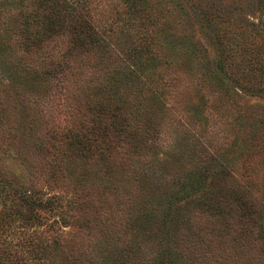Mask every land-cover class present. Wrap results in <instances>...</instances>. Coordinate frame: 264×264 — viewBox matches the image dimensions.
I'll return each instance as SVG.
<instances>
[{
	"label": "rangeland",
	"instance_id": "rangeland-1",
	"mask_svg": "<svg viewBox=\"0 0 264 264\" xmlns=\"http://www.w3.org/2000/svg\"><path fill=\"white\" fill-rule=\"evenodd\" d=\"M26 1L0 0V254L6 264H166L163 213L170 212L168 232L174 235L172 216L180 209L192 220L190 231L184 228L171 245L182 254V264H264L256 233L260 223L264 235V166L258 171L262 200H255L250 216L232 194L222 202L223 214L210 215L192 200L209 181L229 182L218 164L223 150L213 151L228 124L237 128L243 120L251 122L247 114L252 111L264 115V96L243 90L238 74L226 78L218 71L215 47L194 0H145L148 17L143 9L133 17L125 14L124 0H91L85 8L90 20L84 9L69 3L70 26H81L86 18L106 34L108 28L119 34L138 27L141 18L142 29L157 36L164 49L167 38L185 33L199 45L198 55L178 53L174 45L164 71L176 80L173 86L160 84L157 67L151 75L145 70L130 75L123 51L110 45L102 50L86 37L74 44L65 30L37 44L34 25L28 34L22 32L18 7ZM214 3L228 10L236 0ZM39 4L40 15L47 7ZM250 8L240 9L243 19L264 17V6ZM120 36L125 43L131 39ZM205 62L214 77L206 74ZM3 68L14 77L9 79ZM103 97H109L110 111L92 108ZM80 126L78 136L84 133L91 148L116 158L111 172H104L91 155L84 160L76 145L67 143L69 127ZM53 153L55 169L48 160ZM235 161L230 165L234 170L239 157ZM195 167L205 176L187 189L184 174L192 169L194 176ZM21 190L35 198L54 196L48 205L30 203L21 198Z\"/></svg>",
	"mask_w": 264,
	"mask_h": 264
},
{
	"label": "trees",
	"instance_id": "trees-1",
	"mask_svg": "<svg viewBox=\"0 0 264 264\" xmlns=\"http://www.w3.org/2000/svg\"><path fill=\"white\" fill-rule=\"evenodd\" d=\"M90 1L91 0H27L25 3L19 2L18 14L22 16V32L28 34L30 32L29 28L34 25L35 29L32 35L33 40H36L37 44L42 42L40 40L41 38L52 36L50 33H57L61 30H65V34L71 35V42L74 44L80 45V43H82V38L86 37L94 40L96 46L97 44L100 45L102 50H110V45L116 50H121L125 53V59L122 60V63L127 64L124 67L130 71V75H132L133 72H140L142 70H145L148 75H151L150 73H154V68L157 67L159 69V71H157L159 76L158 74L157 76L161 78L159 82L162 86H173L176 82L174 79H168L166 77L168 73L164 72L167 71V63H169L171 50L175 44H177L176 49L178 53L184 54L186 52H193L194 55H198V53L195 52H198L199 45L187 38L185 33H179L177 36L174 35L172 39L167 38L165 40L164 49L157 36H152L142 29L141 26H144V21L139 18L140 16L138 17V22H136V25L138 24L139 26L132 28L131 32L120 30L119 34H114L111 29L108 28V34H106V32L94 28L88 22L90 17L86 13L85 8L88 9L91 6ZM124 2L126 7L125 14L128 16L133 17L136 10L142 11V9L144 13H146L145 16H149L144 8L145 0H124ZM39 3H44L47 7H45L46 11L40 12V15L37 9V6L40 5ZM69 3H73L78 8L84 9V14L88 20L86 18L83 19L81 26L80 24L78 27L70 26L68 17L71 13V5H69ZM194 4L196 12L203 23L206 24V30L209 32L215 47V65L218 71L226 78L232 77L234 79L235 75L238 74L236 78L239 80V86L243 90L264 96V17L259 16L257 22L247 21L242 18L240 12L243 6L248 9H251L250 7L253 9H261L260 7L264 6V0H236V3L232 4L231 8L228 10L227 8L217 7L214 0H194ZM103 29H105V27ZM261 30L262 34H260ZM121 33L128 35L131 39H128V42L125 43V39H122L120 36ZM112 38H114V41L111 42L110 40ZM74 44L70 43L68 48L72 49ZM1 49L0 46V50ZM63 61L64 59L61 62ZM157 62L162 63V65L158 67ZM203 68L208 71L206 74L209 77H214L211 73L210 66L206 65V62L203 63ZM3 70L9 79L14 77V73L8 68H3ZM121 70L122 68L120 70H115V72L120 73ZM204 77L203 79H206V82L211 86L209 77ZM214 79L220 87L226 90L225 86L221 85L222 81L219 78ZM116 97L119 98L118 102H122L123 99H121L120 96ZM109 103V97H103L100 100H94L92 108L100 112L101 110L110 111L111 109L108 107ZM112 107L114 108V106ZM260 113L261 112L252 111L247 114V116L254 121L253 124H251L252 121L249 122L247 119L243 120L237 128H235V123L228 124L227 131H225V134L222 136V144H218V146L215 145L216 147L213 149V151L223 150V152H219L220 161H218V164L222 166L221 168H224V174L227 172L230 178L229 182L224 186L216 184L217 182L211 183L209 181L206 184L204 182L203 184H205V187L201 190V194H198L192 199L196 204H201L202 209L208 210L210 215L218 213L223 214L225 212L224 206L227 202L228 194H232L231 197L235 200L236 205L243 207L244 215L245 212L248 213L246 216H250V214L256 210L255 200L257 198L262 200L263 177L258 171L264 166V115H260ZM110 124L113 129H119L115 122L111 121ZM81 127L82 126L76 128L69 127L67 143L76 145L82 157L85 156L84 160L91 155L95 160L101 163L104 172H111L112 167L114 168V165H116V163L113 164L116 158L110 156L109 152L104 149L91 148L84 133L78 136L81 132ZM101 127L99 123L98 128ZM225 144H227V147H224ZM53 155L54 156L48 160L53 162H51L50 165L55 169L58 164L56 163V153H53ZM221 157H223V159H221ZM238 157L240 159L239 168H235V170L231 169L230 165L236 163L235 160H238ZM195 168H197V172L194 176L191 174L192 169L184 174L186 177H189L184 183V187L187 189L199 185V182L203 179L202 177L205 176V174L199 171L198 167ZM223 188H225V191H223ZM219 190L221 191L219 192ZM19 194L23 200L43 205H48L54 196H47L43 199L40 197L35 198L25 195L22 190ZM228 206L229 205H227V207ZM262 207L264 208V201ZM185 214L186 213L180 209L172 216L171 229H173L174 235H171L168 232L170 212L166 210L163 213V226L161 227V232L167 246L166 264H182L180 261V256L182 254L172 249L171 245L177 242L176 237H178L179 232L181 233L184 228H186L188 232L191 229L192 220L190 216L186 217ZM261 216L262 212L260 213V217ZM223 217L226 218L225 216ZM149 224L150 221L148 220L146 225L149 226ZM237 227V232L242 231L241 229L244 227V222L242 221L239 225L237 224ZM237 232L232 235V239L237 238ZM256 233H259L257 238L258 242L261 239L260 247L264 253V235L260 223L258 224ZM136 245L138 247V244ZM204 245L208 246L209 242H204ZM203 256H205V252H203ZM207 258L208 257H206L205 262H208ZM4 259V255L0 254V264H6ZM153 264H158V260H155Z\"/></svg>",
	"mask_w": 264,
	"mask_h": 264
}]
</instances>
